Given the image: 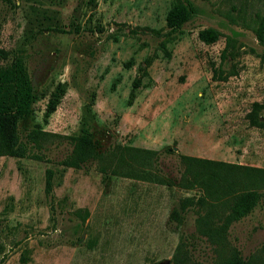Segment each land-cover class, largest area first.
<instances>
[{"label":"rangeland","instance_id":"374dc122","mask_svg":"<svg viewBox=\"0 0 264 264\" xmlns=\"http://www.w3.org/2000/svg\"><path fill=\"white\" fill-rule=\"evenodd\" d=\"M191 1V18L170 31L173 0H0V66L21 61L35 94L22 139L35 125L77 135L86 122L101 152L158 151L156 171L167 180L100 172L93 159L61 165L67 139L42 160L0 156V264H178V245L184 264H226L234 249L264 264V206L210 241L196 231L197 206L181 208L203 191L178 184L180 154L264 167V127L246 117L264 103V0ZM207 27L220 32L210 44L199 37ZM228 36L234 55L221 61ZM220 63L221 76L233 73L213 75Z\"/></svg>","mask_w":264,"mask_h":264},{"label":"trees","instance_id":"16d2710c","mask_svg":"<svg viewBox=\"0 0 264 264\" xmlns=\"http://www.w3.org/2000/svg\"><path fill=\"white\" fill-rule=\"evenodd\" d=\"M14 5V0H5ZM195 7L191 0H173L166 15V26L170 31L179 30L194 13ZM263 26L258 29L257 35L263 39ZM199 37L207 44L215 42L220 32L212 27L199 31ZM233 38L228 36L226 45L221 51V61L233 57ZM145 73V69L142 68ZM213 75L218 74L226 78L233 72L223 73L222 64H212ZM140 80L136 79L133 88H137ZM34 88L30 82L23 63L19 60L9 66H0V156L28 157L38 160L44 159L43 150L58 140H70L71 153L59 161L61 165L79 168L88 160L97 162L100 172L122 175L126 177L150 180L164 183V178L156 171L155 163L158 151L129 145L116 144L107 151H99L93 140V134L86 122L77 135H62L49 132L35 125L25 128V139L20 134V124L27 119L31 112V103L34 100ZM133 95V94H132ZM58 96L50 99L46 105L45 115L51 114L57 105ZM264 103L253 102L246 114L249 124L264 127L262 110ZM183 165L179 179V186L185 189L200 188L203 195L196 201L185 198L181 204L186 209L190 203L197 206L196 231L205 235L210 241L225 238L228 227L235 221L250 214L254 208L264 206V167H255L235 163H226L210 159L179 155ZM224 164L225 169H218L215 164ZM52 170H46L45 192L52 191ZM192 203V204H191ZM87 213V210L85 211ZM217 222H221L217 224ZM177 249H181L179 245ZM177 250V252H178ZM174 260L184 264L183 259ZM0 253H4L3 244H0ZM226 264H251L245 262L234 249L233 255L226 260Z\"/></svg>","mask_w":264,"mask_h":264},{"label":"water","instance_id":"95a60500","mask_svg":"<svg viewBox=\"0 0 264 264\" xmlns=\"http://www.w3.org/2000/svg\"><path fill=\"white\" fill-rule=\"evenodd\" d=\"M162 264H170V260L169 259H167L164 263H162Z\"/></svg>","mask_w":264,"mask_h":264}]
</instances>
